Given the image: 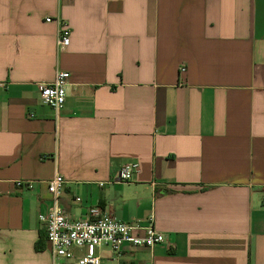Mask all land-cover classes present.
Segmentation results:
<instances>
[{
  "label": "crops",
  "instance_id": "0c3cea01",
  "mask_svg": "<svg viewBox=\"0 0 264 264\" xmlns=\"http://www.w3.org/2000/svg\"><path fill=\"white\" fill-rule=\"evenodd\" d=\"M58 71L55 113L39 87ZM56 174L71 219L165 238L100 264H264V0H0V264H53Z\"/></svg>",
  "mask_w": 264,
  "mask_h": 264
},
{
  "label": "built area",
  "instance_id": "2783aa9c",
  "mask_svg": "<svg viewBox=\"0 0 264 264\" xmlns=\"http://www.w3.org/2000/svg\"><path fill=\"white\" fill-rule=\"evenodd\" d=\"M50 22L51 19H46ZM70 31L66 25L60 24L57 34V48L64 50L70 41ZM183 71V69H181ZM70 74L56 72L54 80L39 87V98L42 105L58 113L64 106L69 86ZM138 164L128 162L119 169L116 181L127 184L133 180ZM64 178L56 174L47 181V191L51 205L45 214L39 215V223L45 229L46 241L49 245L53 264H100L101 251L107 248L113 258L119 259L124 245L132 247L152 248L165 241L164 236L157 232L150 222L147 227L131 226L118 221L100 207H89L83 219L73 220L65 214L59 205ZM32 182L16 181L15 186L30 189ZM80 203V199L76 198ZM82 251L76 255L75 251Z\"/></svg>",
  "mask_w": 264,
  "mask_h": 264
},
{
  "label": "trees",
  "instance_id": "16d2710c",
  "mask_svg": "<svg viewBox=\"0 0 264 264\" xmlns=\"http://www.w3.org/2000/svg\"><path fill=\"white\" fill-rule=\"evenodd\" d=\"M36 247H37V249H39V244H37V246H36Z\"/></svg>",
  "mask_w": 264,
  "mask_h": 264
}]
</instances>
